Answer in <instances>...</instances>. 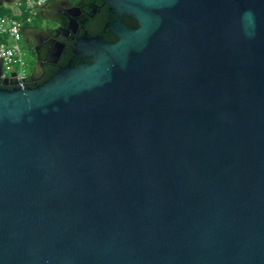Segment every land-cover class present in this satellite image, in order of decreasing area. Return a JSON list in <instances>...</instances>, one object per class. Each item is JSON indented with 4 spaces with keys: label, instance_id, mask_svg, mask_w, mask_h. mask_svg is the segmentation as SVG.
<instances>
[{
    "label": "water",
    "instance_id": "95a60500",
    "mask_svg": "<svg viewBox=\"0 0 264 264\" xmlns=\"http://www.w3.org/2000/svg\"><path fill=\"white\" fill-rule=\"evenodd\" d=\"M104 1L138 27L0 61V264H264V0Z\"/></svg>",
    "mask_w": 264,
    "mask_h": 264
},
{
    "label": "flooded vegetation",
    "instance_id": "af4514ba",
    "mask_svg": "<svg viewBox=\"0 0 264 264\" xmlns=\"http://www.w3.org/2000/svg\"><path fill=\"white\" fill-rule=\"evenodd\" d=\"M120 20L128 28L138 27L135 17L120 15L104 0H50L45 8H40L32 19L24 22L21 29L32 70L39 58L44 73L36 82H24L19 86L42 83L60 68L77 64L81 60L77 46L85 45L87 39L100 37L107 42L117 41L113 29ZM23 34H30L32 39L26 43Z\"/></svg>",
    "mask_w": 264,
    "mask_h": 264
},
{
    "label": "built area",
    "instance_id": "2783aa9c",
    "mask_svg": "<svg viewBox=\"0 0 264 264\" xmlns=\"http://www.w3.org/2000/svg\"><path fill=\"white\" fill-rule=\"evenodd\" d=\"M50 0H18L16 7L18 9L19 18L14 16L1 15L0 16V61L4 70L10 69L12 65L20 67L19 72H14L15 75L11 78H15L18 85L24 83L26 73L27 62L24 57L23 48L20 44L21 29L24 22H28L32 19L37 11L42 8L44 4ZM12 73V72H11Z\"/></svg>",
    "mask_w": 264,
    "mask_h": 264
},
{
    "label": "rangeland",
    "instance_id": "374dc122",
    "mask_svg": "<svg viewBox=\"0 0 264 264\" xmlns=\"http://www.w3.org/2000/svg\"><path fill=\"white\" fill-rule=\"evenodd\" d=\"M0 12L4 13V14H7V15H11L13 12L10 10V9H7V8H4V7H0ZM20 44L23 48V52H24V57L26 59V62H27V66H26V69H24V72L29 75L31 73V70H32V62L31 60H29V55H28V48L27 46L24 44L23 40L20 41ZM21 71L20 70V67L17 66V65H12L10 67V69H7L6 70V74L9 75L11 72H19Z\"/></svg>",
    "mask_w": 264,
    "mask_h": 264
},
{
    "label": "crops",
    "instance_id": "0c3cea01",
    "mask_svg": "<svg viewBox=\"0 0 264 264\" xmlns=\"http://www.w3.org/2000/svg\"><path fill=\"white\" fill-rule=\"evenodd\" d=\"M4 7V8H7V7H5V6H3V5H0V7ZM7 9H10L13 13L11 14V15H7V14H5V15H7V16H14V17H16V18H19V15H18V9L15 11V10H13V9H11V8H7ZM1 10V9H0ZM0 13H2V12H0ZM4 14V13H3ZM2 37L0 36V39H1ZM3 71H4V74L5 75H7L6 73V71L4 70V68H3Z\"/></svg>",
    "mask_w": 264,
    "mask_h": 264
},
{
    "label": "trees",
    "instance_id": "16d2710c",
    "mask_svg": "<svg viewBox=\"0 0 264 264\" xmlns=\"http://www.w3.org/2000/svg\"><path fill=\"white\" fill-rule=\"evenodd\" d=\"M1 15L3 16V15H5V14H3V13H0V16H1Z\"/></svg>",
    "mask_w": 264,
    "mask_h": 264
}]
</instances>
